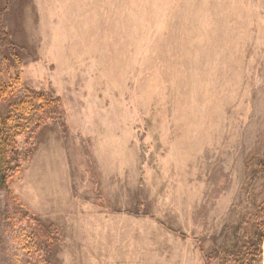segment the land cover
I'll return each instance as SVG.
<instances>
[{"label": "rangeland", "instance_id": "374dc122", "mask_svg": "<svg viewBox=\"0 0 264 264\" xmlns=\"http://www.w3.org/2000/svg\"><path fill=\"white\" fill-rule=\"evenodd\" d=\"M4 23L23 46L21 82L64 111L10 185L55 224L54 264H206L251 232L264 0H13ZM25 223H3L0 264H21Z\"/></svg>", "mask_w": 264, "mask_h": 264}, {"label": "trees", "instance_id": "16d2710c", "mask_svg": "<svg viewBox=\"0 0 264 264\" xmlns=\"http://www.w3.org/2000/svg\"><path fill=\"white\" fill-rule=\"evenodd\" d=\"M13 0L0 2V192L12 206L14 214L0 211V232L12 228L15 216L26 221L13 239L23 252L21 264H54L52 249L57 244L58 231L54 223H44L30 215L10 187L22 163L30 156V148L42 126L64 117L61 100L51 92L32 89L20 80L21 57L16 44L6 29V15ZM12 67V71H7ZM22 89V94H19ZM1 235V234H0ZM264 198L256 206L252 229L237 235L235 240L205 255L206 264H264Z\"/></svg>", "mask_w": 264, "mask_h": 264}]
</instances>
